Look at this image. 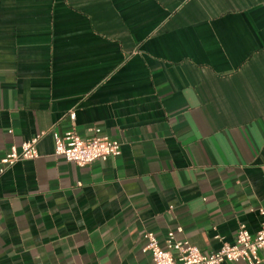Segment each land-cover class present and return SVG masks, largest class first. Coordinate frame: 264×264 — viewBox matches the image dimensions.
<instances>
[{
	"label": "crops",
	"instance_id": "obj_1",
	"mask_svg": "<svg viewBox=\"0 0 264 264\" xmlns=\"http://www.w3.org/2000/svg\"><path fill=\"white\" fill-rule=\"evenodd\" d=\"M95 129L118 157L53 154V132ZM40 134L0 176V264H152L146 232L203 253L254 235L264 0H0V161Z\"/></svg>",
	"mask_w": 264,
	"mask_h": 264
},
{
	"label": "built area",
	"instance_id": "obj_2",
	"mask_svg": "<svg viewBox=\"0 0 264 264\" xmlns=\"http://www.w3.org/2000/svg\"><path fill=\"white\" fill-rule=\"evenodd\" d=\"M74 119V114H70ZM92 139L84 140L73 131L60 135L53 132V154L78 167L94 162H105L120 155V144L117 141L99 136L94 130ZM43 134L23 142L19 148L11 147L0 161V176L15 163L22 160H34L38 157L37 144ZM259 229L251 235L244 226H240L232 244L221 243L219 249L212 253H203L186 241L175 239V232L166 234L161 247L153 233L146 232L144 253L149 254L152 264H222L242 261L245 264H264V211L259 210ZM177 233L181 229H176Z\"/></svg>",
	"mask_w": 264,
	"mask_h": 264
}]
</instances>
